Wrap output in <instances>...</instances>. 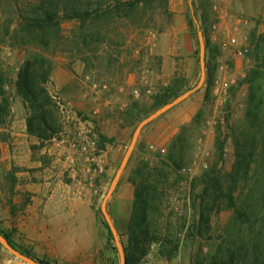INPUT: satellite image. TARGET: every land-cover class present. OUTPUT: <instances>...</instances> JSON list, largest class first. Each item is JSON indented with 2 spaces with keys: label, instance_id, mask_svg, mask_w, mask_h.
<instances>
[{
  "label": "trees",
  "instance_id": "1",
  "mask_svg": "<svg viewBox=\"0 0 264 264\" xmlns=\"http://www.w3.org/2000/svg\"><path fill=\"white\" fill-rule=\"evenodd\" d=\"M13 2L16 0H11L10 9H13ZM157 2L27 0V8L21 13L17 28L12 29L11 21L5 23L7 29L4 38L0 39V45L27 50V56L17 72L14 88L15 96L22 100L27 110L30 135L45 142L51 141L63 130L58 109L48 88L54 73L52 48L60 44L62 23L77 21V34L70 40L72 47H76L83 55L87 51L94 53L100 45L108 42L112 26L117 22L143 28L146 25L143 21L146 17L150 18ZM165 2L168 11V0ZM206 21L204 18V23ZM56 34L57 37H54ZM206 49L209 53L211 51L212 61L216 59L217 49L211 47L207 37ZM261 52V43H258L255 65L245 79L248 85L245 124L231 129L235 145L232 170L225 172L220 165L224 160L226 141L221 138L222 132L218 126L215 142L217 161L188 182V199L195 216L180 214L171 205L170 199L181 182L182 171L194 164L195 146L190 142L192 134L189 132L193 130L199 138L202 137L206 107L216 80V65H206V96L193 121L182 127L165 155L158 153L155 160L140 159L131 171L129 181L135 188V198L127 225L125 264H141L154 247L160 259L172 262L178 258L185 242L197 240L206 243L207 251L200 249L192 264H264V58ZM82 59L84 62L88 60ZM9 84L7 73L0 72V128L7 124L10 115ZM183 85L182 78H174L170 85L152 95L153 104L149 110H158L177 99L183 93ZM141 105L147 104L132 102L125 112V119L138 122L141 114L145 113ZM9 179L14 184L13 173ZM227 211L232 213L229 221L215 228L214 219ZM0 233L11 247L23 255L41 264H52L16 247L10 233L1 228ZM109 235L115 240L110 228Z\"/></svg>",
  "mask_w": 264,
  "mask_h": 264
},
{
  "label": "rangeland",
  "instance_id": "2",
  "mask_svg": "<svg viewBox=\"0 0 264 264\" xmlns=\"http://www.w3.org/2000/svg\"><path fill=\"white\" fill-rule=\"evenodd\" d=\"M10 2L11 0H0V39L4 38L7 29L5 23L11 21L12 29L17 28L21 13L27 8V0H16V4L13 2V9L9 8ZM153 8L155 9L150 14V18L146 17L143 21L146 24L143 28L133 26L127 22H117L112 26V34L108 42L100 45L96 52L85 51L84 55L76 47L73 48L72 43H70V40H73L72 38L77 34L79 23L77 21H64L61 25L60 44L52 48V59L54 61V72H56L55 76L59 74L58 78L66 77V82L70 79L71 81L67 83L68 90L64 92V95L61 89L52 82V78L48 86L51 90L56 89L59 91L63 97L65 96L64 99L67 98V94L69 96L73 94L78 97L77 89L84 93L92 92L90 97L95 100L92 102L93 105H90V111L94 116L96 110H100V114L104 111L101 108L103 100L111 89L113 92L114 88H119L117 93L114 92L113 95L117 99L122 100V102H126L125 99L133 100L132 102L146 100V98L154 95L146 87L148 85L145 83V79L151 75L152 71L157 73L161 70L162 58L157 55V49L160 44H162L163 51L178 63L176 77L184 80L183 93L178 98L189 92H191L190 96H194L202 88L207 91L205 85L206 65L208 63L216 65V80L212 96L206 107V120L202 130V137L199 138L200 136L195 134L193 130L189 132L192 134L190 142L195 146L193 150V153H195L194 164L188 170L182 171L181 182L170 199L171 205H174L180 214L188 213L191 216H195L196 213L192 210L188 199V182L190 179L199 176L217 161L215 142L218 135V126L221 128V138L226 141L224 160L220 165L223 171L229 172L235 163V145L231 129L243 127L245 124L248 96V85L245 83V79L248 71L255 65L254 57L258 43H261L262 52L260 54L264 58V0H233V2L229 0H168V11L167 2L158 0ZM224 12H228L229 16L223 17L222 14ZM178 16H181V20L189 26L188 38L186 39L185 37L176 39L173 33L172 27L176 25ZM204 18L207 19L206 23H204ZM214 25L218 26L216 31L213 30ZM204 33L209 39L211 47L217 49L216 59L213 61L211 51L209 53L206 49ZM54 37H57V34ZM230 38H236L241 48L245 47L248 49V53L244 58L234 57L231 50L225 49L224 44L229 42ZM186 41H189V43L187 44ZM176 48H180L179 51H176ZM26 56V49H12L6 44L0 45V72L5 71L9 76L10 84L7 87V92L10 101L13 97L17 98L14 95V82L19 67ZM82 58H87V62L82 61ZM236 61L240 62L238 68L235 65ZM223 63L229 66L230 71L227 74L219 72V67ZM80 70L83 71V75H79ZM129 70L137 73L139 78L145 80L142 81L141 85H133L131 93L128 92L123 84L124 76ZM69 72L72 74L69 75ZM202 80L203 82L200 84ZM226 81L230 84L229 89L222 90L223 96L221 95L220 97L219 94L216 96L214 88L217 82L221 84ZM122 87L123 90L121 92L120 88ZM135 91H138L139 94L136 95ZM177 99L167 105L172 104ZM132 102L123 109L118 107L113 110V114L116 117L124 118V122L119 123L116 127L121 128L125 125L124 127L130 129L131 135L126 143H117L127 148L124 149L125 153L117 165L109 191L112 187L118 186V173L132 145H134V150L123 172L127 170L131 173L140 159L150 158L155 160V156L159 153L147 147L143 139L141 140L142 133L154 120L142 128L137 141L135 144L133 143L139 126L167 105L155 111L149 110L150 106L147 103H145L147 104L145 106L141 105L143 107L142 112L145 113H142L139 121L135 123L133 122L134 119H125V112L131 107ZM6 125L0 128L1 141L7 138V133L3 131L6 129ZM129 210L130 208L127 209V211ZM231 215L232 213L229 211L221 213L214 219V227L218 228L225 225ZM99 223L104 232L106 247L101 256L102 262L94 264H125L123 258H125V246L128 242V221H119L118 224L121 230H118L111 217L107 213L102 212ZM109 228L112 230L115 240L109 235ZM120 231L122 234H120ZM13 240L16 247L31 252L28 250L30 247L21 242L18 236L13 235ZM200 249L207 251L204 241L185 242L181 247L178 258L168 262L157 256V250L154 247L141 264H192L194 256ZM6 262L28 264L2 246L0 249V264H5Z\"/></svg>",
  "mask_w": 264,
  "mask_h": 264
},
{
  "label": "crops",
  "instance_id": "3",
  "mask_svg": "<svg viewBox=\"0 0 264 264\" xmlns=\"http://www.w3.org/2000/svg\"><path fill=\"white\" fill-rule=\"evenodd\" d=\"M172 28L176 39L188 38L189 26L181 20V16H178ZM159 46L157 55L162 58L161 70L157 73L152 71L145 79L146 87L152 94L170 85L178 73L177 61L163 51L162 44ZM179 49L176 48V51ZM235 65L238 68L240 62L236 61ZM55 73L52 82L64 95L71 79L66 82V77L58 78L60 75L55 76ZM82 73L80 70L79 75ZM145 80L129 70L123 84L131 93L133 85H141ZM118 90L114 88L113 92L112 89L107 92L103 106L100 105L104 111L100 114V110H96L94 116L90 111V105L95 100L90 97L92 92L84 93L77 89L78 97L65 94L76 114L94 126L98 135V153L107 158L105 175L95 177L93 181L92 164L87 156L72 151L58 139L43 142L30 135L27 127L28 113L22 100L18 97L11 100L10 115L6 129L3 130L7 138L0 140V228L10 233L12 240L13 235L18 236L40 260L52 264L102 262L106 240L99 223L100 214L107 213L118 230H121L118 222L128 221L131 216L135 198V188L129 181L131 173L125 170L118 186L109 191L117 165L127 148L117 143H126L131 135L125 125L116 127L124 122V118L116 117L113 110L118 107L123 109L133 101L125 99L126 102H122L117 99L113 93ZM122 90L123 87L120 88ZM205 96L206 91L202 88L196 95L188 97L164 116L155 119L144 130L141 140L150 149L166 154L182 127L190 124L198 114ZM140 102L152 106L153 99L148 97ZM12 173L14 184L9 179Z\"/></svg>",
  "mask_w": 264,
  "mask_h": 264
},
{
  "label": "built area",
  "instance_id": "4",
  "mask_svg": "<svg viewBox=\"0 0 264 264\" xmlns=\"http://www.w3.org/2000/svg\"><path fill=\"white\" fill-rule=\"evenodd\" d=\"M223 17H228L229 13L224 12ZM218 29L217 25L213 26V30ZM225 49L231 50L234 57L244 58L248 53V49L241 48L236 38H230L229 42L224 44ZM229 66L225 63L219 67V72L227 74L229 73ZM215 86V95L223 96V91L229 89L230 84L228 81L222 82ZM49 88V86H48ZM223 90V91H222ZM51 97L58 109L61 123L63 125L62 132L55 137L61 143L65 144L72 151L85 155L88 157L89 162L92 164L93 174L91 180L98 176H104L107 168V158L103 154H99L98 147V135L91 122L82 120L77 114L70 101L64 99L56 89H49ZM138 95L139 92L135 91Z\"/></svg>",
  "mask_w": 264,
  "mask_h": 264
},
{
  "label": "water",
  "instance_id": "5",
  "mask_svg": "<svg viewBox=\"0 0 264 264\" xmlns=\"http://www.w3.org/2000/svg\"><path fill=\"white\" fill-rule=\"evenodd\" d=\"M191 92L184 94L183 96H181L180 98H178L175 102H173L170 105L165 106L164 108H162L160 111H158L157 113H155L153 116H151L150 118H148L147 120H145L138 128L136 135H135V139H134V143L137 141L138 136L142 130V128L151 123L153 120L157 119L158 117L162 116L163 114H165L166 112H168L169 110H171L173 107H175L176 105L180 104L181 102H183L184 100H186L189 96H190ZM134 150V145H132V147L130 148V150L128 151L126 158L122 164L121 170L118 173V178H117V182L120 179V176L123 172V169L125 168L127 162L129 161L132 153ZM0 244L5 247L7 250H9L11 253H13L16 257L20 258L21 260L27 262L28 264H41L38 261L33 260L30 257H27L23 254H21L18 250L14 249L13 247L10 246V244L8 243V241L3 237V235L0 233ZM123 262L125 263V258H123Z\"/></svg>",
  "mask_w": 264,
  "mask_h": 264
}]
</instances>
